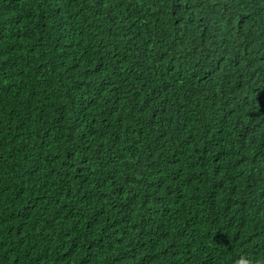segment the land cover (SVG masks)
Wrapping results in <instances>:
<instances>
[{
    "label": "trees",
    "instance_id": "obj_1",
    "mask_svg": "<svg viewBox=\"0 0 264 264\" xmlns=\"http://www.w3.org/2000/svg\"><path fill=\"white\" fill-rule=\"evenodd\" d=\"M264 264V0H0V264Z\"/></svg>",
    "mask_w": 264,
    "mask_h": 264
},
{
    "label": "clouds",
    "instance_id": "obj_2",
    "mask_svg": "<svg viewBox=\"0 0 264 264\" xmlns=\"http://www.w3.org/2000/svg\"><path fill=\"white\" fill-rule=\"evenodd\" d=\"M243 264H246V262H243Z\"/></svg>",
    "mask_w": 264,
    "mask_h": 264
}]
</instances>
